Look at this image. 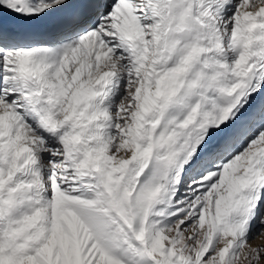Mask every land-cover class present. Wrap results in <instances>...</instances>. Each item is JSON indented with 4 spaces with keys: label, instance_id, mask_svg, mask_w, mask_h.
<instances>
[{
    "label": "snow or ice",
    "instance_id": "obj_1",
    "mask_svg": "<svg viewBox=\"0 0 264 264\" xmlns=\"http://www.w3.org/2000/svg\"><path fill=\"white\" fill-rule=\"evenodd\" d=\"M0 264H264V0H0Z\"/></svg>",
    "mask_w": 264,
    "mask_h": 264
}]
</instances>
